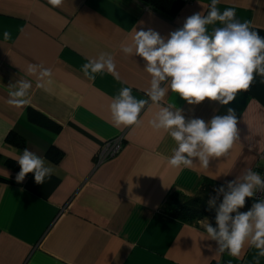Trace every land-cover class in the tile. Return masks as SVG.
Returning <instances> with one entry per match:
<instances>
[{
	"label": "crops",
	"instance_id": "crops-1",
	"mask_svg": "<svg viewBox=\"0 0 264 264\" xmlns=\"http://www.w3.org/2000/svg\"><path fill=\"white\" fill-rule=\"evenodd\" d=\"M179 1L167 16L138 0H63L59 7L48 0H0V264H264L251 245L238 256L218 251L206 232L207 224L216 226L212 217L190 224L165 212L170 195L193 198L205 182L216 189L245 169L262 174L264 76L256 73L250 88L228 105L207 99L189 105L170 90L160 102L182 109L186 120L207 122L235 110L239 138L229 155L210 160L207 169L198 162L191 168L168 165L176 144L150 126L158 111L151 102L139 124L112 122L109 106L122 88L149 99L144 61L126 56L121 44L141 29L167 38L189 16L207 15L211 5ZM217 8L235 9L237 20L250 22L264 37V0H220ZM101 53L112 55L119 79L106 70L94 79L84 74L82 66ZM29 64L51 69L52 83L41 79V67L28 74ZM22 79L32 83L30 103L11 106L10 85ZM119 138L120 152L98 164L102 146ZM26 148L54 169L43 184L32 173L16 181V159Z\"/></svg>",
	"mask_w": 264,
	"mask_h": 264
},
{
	"label": "clouds",
	"instance_id": "clouds-1",
	"mask_svg": "<svg viewBox=\"0 0 264 264\" xmlns=\"http://www.w3.org/2000/svg\"><path fill=\"white\" fill-rule=\"evenodd\" d=\"M220 0H211L207 15L195 13L186 18L183 26L162 37L148 29L135 30L130 42L121 44L126 56H137L144 61V70L150 75V87L146 93L148 100L137 99L129 87L122 88L110 104L114 126H132L140 123V114L151 102L158 111L150 119V126L156 131H164L174 140L176 147L167 163L172 168H191L194 163L205 169L210 160L226 157L239 138L235 110L229 108L225 115H214L210 121L201 118H185L182 109L172 105L161 106L160 102L169 90L185 100L189 105H198L206 99L228 105L236 94L247 91L255 79V74L264 76V37L250 27V22L236 19L235 9L217 8ZM53 7H59L63 0H48ZM220 22L222 26L209 25ZM5 40L11 38L4 31ZM41 65L29 64L27 73L33 74ZM107 71L119 79L113 57L101 53L89 60L82 71L94 79L95 73ZM41 79L48 77L52 83V70L42 68ZM45 88L44 84H37ZM7 103L20 107L30 103L26 99L32 88L31 81L19 80L10 85ZM20 171L16 181L23 182L32 173L37 184H43L51 177L54 169L45 166V159L36 153L23 150L16 159ZM217 197L222 201L216 208L215 227L207 224L208 239L215 241L218 251H228L238 256L245 245L254 246L259 256H264V196L256 198L247 211H241L247 199L264 193V177L252 169H245L235 180L216 188ZM216 204V198L208 201L209 209Z\"/></svg>",
	"mask_w": 264,
	"mask_h": 264
},
{
	"label": "trees",
	"instance_id": "trees-1",
	"mask_svg": "<svg viewBox=\"0 0 264 264\" xmlns=\"http://www.w3.org/2000/svg\"><path fill=\"white\" fill-rule=\"evenodd\" d=\"M143 5L151 7L157 12L172 16L176 13L181 3L179 0H138ZM212 186L205 182V184L198 191L193 198L185 197L180 194L170 195L166 204L165 212L167 215L184 223H195L203 217L210 216L215 220L216 208L219 207L222 199L216 198V204L212 209H209L207 198L209 191H214Z\"/></svg>",
	"mask_w": 264,
	"mask_h": 264
},
{
	"label": "built area",
	"instance_id": "built-area-1",
	"mask_svg": "<svg viewBox=\"0 0 264 264\" xmlns=\"http://www.w3.org/2000/svg\"><path fill=\"white\" fill-rule=\"evenodd\" d=\"M192 2L193 0H183L184 4H192ZM121 148L122 138L116 139L112 142H107L102 146L101 150L97 155V163L101 164L102 162L115 157L120 152ZM261 176L264 177V171H262ZM260 196H264V193H257V197L255 198H259Z\"/></svg>",
	"mask_w": 264,
	"mask_h": 264
},
{
	"label": "rangeland",
	"instance_id": "rangeland-1",
	"mask_svg": "<svg viewBox=\"0 0 264 264\" xmlns=\"http://www.w3.org/2000/svg\"><path fill=\"white\" fill-rule=\"evenodd\" d=\"M210 198H217V192L214 190V191H209V193H208V198H207V203H208V201H209V199ZM203 218H205V217H203ZM202 218V219H203ZM201 220V219H200ZM198 222V221H197ZM196 223V222H195Z\"/></svg>",
	"mask_w": 264,
	"mask_h": 264
}]
</instances>
